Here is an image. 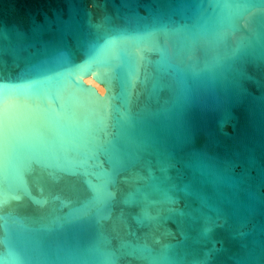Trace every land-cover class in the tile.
I'll return each instance as SVG.
<instances>
[{"label":"water","instance_id":"water-1","mask_svg":"<svg viewBox=\"0 0 264 264\" xmlns=\"http://www.w3.org/2000/svg\"><path fill=\"white\" fill-rule=\"evenodd\" d=\"M0 76L7 264H264V0H0Z\"/></svg>","mask_w":264,"mask_h":264},{"label":"snow or ice","instance_id":"snow-or-ice-1","mask_svg":"<svg viewBox=\"0 0 264 264\" xmlns=\"http://www.w3.org/2000/svg\"><path fill=\"white\" fill-rule=\"evenodd\" d=\"M240 5H244V4H240ZM247 6V5H245ZM223 38V37H221ZM248 44L242 42L238 49H237V54L235 56L232 57L231 62L228 64V68L231 71H238V66L239 63L241 61L242 57V53L243 51L247 48ZM142 47L141 48H137L135 50V55L139 58L140 57V53L142 51ZM219 63V62H218ZM4 79L3 76H0V81H2ZM6 99V98H5ZM10 132V119L8 114L2 109L0 108V150L3 149L4 143L6 141V138L8 136ZM204 171H208L210 172V169H204ZM102 196V193H98L97 195V199H100ZM7 202V197L6 194L2 191H0V206H3L4 203ZM14 259V257L12 256H5L3 254H0V264H7V261Z\"/></svg>","mask_w":264,"mask_h":264}]
</instances>
